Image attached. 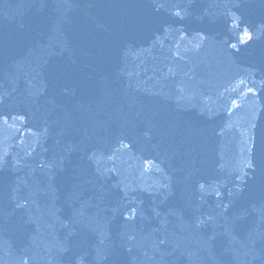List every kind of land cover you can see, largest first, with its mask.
<instances>
[{
  "label": "water",
  "instance_id": "obj_1",
  "mask_svg": "<svg viewBox=\"0 0 264 264\" xmlns=\"http://www.w3.org/2000/svg\"><path fill=\"white\" fill-rule=\"evenodd\" d=\"M153 1L157 0L127 1L130 6H134L133 14L128 3L123 0H0V52L3 49L2 44L11 42L9 52L0 55V74L21 67L26 68L39 51L52 56L56 67H59L56 62L59 58L57 53L62 50L67 51L63 57L69 56L76 60L82 59L85 49H89V53L97 58L105 53H115V50L124 44L125 39L115 31L117 20L110 16L118 8L119 21L125 22L128 18L133 21V16L140 10L141 19L148 15V22L153 19L156 24L166 21L167 25L169 19H175V23L185 20L194 31V39H203L209 32L216 33L211 23L213 15L207 17L211 13V4L218 3L215 14L236 10V7L243 5V0H233L236 3L228 5L221 4L222 0H203L189 6L181 0H165L170 2L169 5L161 2L160 8L156 7L157 2ZM250 5L260 9L263 7L258 0H251ZM197 13L204 23L198 20ZM163 15L165 19L162 18ZM225 17L223 16L225 20H230ZM135 23H138V20ZM50 24L53 26H49ZM106 46L110 47L107 51L98 49ZM170 46L171 43L163 47ZM231 50L233 47H229V51ZM120 54L123 55L124 52ZM130 54L134 56L132 49ZM252 56L254 62L264 59V55L259 52L253 53ZM232 57L229 55L225 59ZM238 61L243 63L244 59L236 53L233 62L236 70L239 68ZM245 63L247 60L244 61V66ZM32 66L36 67V64L32 63ZM125 67L127 70L131 69V66ZM172 68L171 65L164 71L169 72ZM241 70L243 73V68ZM220 73L217 75L220 76ZM33 75L39 82H44L40 70L36 69ZM4 76L0 79H9L8 74ZM85 76L90 81L86 74ZM111 76L113 72L108 78ZM10 80L7 83H10ZM12 82L17 84L15 76H12ZM140 85L147 90L143 96H138L141 103L127 98L122 105L116 106L113 103L107 108L102 104L96 107L100 108L99 116H107L101 125L114 117L118 124L117 130L113 126L110 127L109 131L114 137L112 139L108 128L89 126L83 136V141L87 143L76 155L77 163L81 160L89 161L102 152L108 157L113 155L111 158L128 156L131 153L130 145L117 150L120 143L118 140L126 137L128 133L118 130L124 128L134 134L140 133L137 127L139 122L147 120L146 129L156 132L152 125L154 122L163 126L171 118L162 111L156 116L153 115L162 100L158 98L157 92L146 87L144 82ZM207 90L206 87L202 88V91ZM179 92L183 97L190 94V91L184 88ZM234 101L236 104H242L244 98L237 94ZM203 105H206L205 102H194L190 106L192 111H188L187 116L195 123L197 132L202 136L209 130V125L205 122L207 116H204L205 113H196L195 110ZM149 107L153 110L148 111ZM108 112L112 113L111 116ZM249 113L251 116L253 111ZM73 114L75 120L79 117L86 119L80 109ZM233 114L235 109L227 115L225 123L231 124L229 127L226 125L224 131L230 129L233 131L231 135L236 133L241 139H249L247 146L252 155L242 156L234 153L241 147V142L237 140L227 143L225 153H215L210 146L204 150L207 144L194 146L190 154L191 159L184 163L185 169L192 173L189 178L186 177V183L182 185L180 182L178 185L167 187L166 172L153 174L150 169L149 182L138 179L136 187L133 184L134 192L129 199L132 196L134 199L131 201L126 200V192L120 183V177L126 178L123 171L126 167H122L123 173L120 172L119 176H112L117 173L119 165L115 166L113 173L109 174L106 180L108 185L111 183L114 187L113 191L111 187L108 189L112 191L109 194L110 200L98 201L95 205L93 203L81 216L77 211L79 208L74 207V204L78 203L79 193L77 190L73 193L71 189L72 183L77 180L76 177H70L67 183L60 185L58 180V186L52 185L54 189L51 193L57 188L55 198L50 200V194L46 192L37 193L36 200L33 190L29 189L33 180L29 176L27 189H23L26 198H22L20 203L14 200L0 201V225L5 220L6 228L15 227L17 231H21V235H15L13 243L4 244L0 241V264H264V113L251 116L255 129L258 130V135L253 139H250L253 128L241 121L246 118L247 112H241L237 121H234L237 116L233 118ZM9 116L17 118L18 122L26 119L29 124L35 125L39 120L46 119L30 108L24 96L18 98L13 91L9 95L0 87V125ZM210 117L213 124L219 123L218 115L210 114ZM46 123L51 122L47 120ZM24 124L28 125L26 122ZM226 138L227 136L220 137L214 143ZM95 140L97 142L92 143ZM7 145L0 142V150H5ZM70 147L75 149L72 142ZM181 148L185 149V146L182 145ZM196 152H199V156H196ZM228 152L230 156L226 159ZM61 156L63 152L59 156L63 159ZM135 157L120 158L116 164L131 162ZM151 158L155 169L161 166V157L152 155ZM0 160L6 171L14 170L18 166L17 160L5 152L0 153ZM196 160L199 162L195 163ZM199 165L203 166L207 173L211 172L205 184L200 179H195ZM235 166L239 167L241 178L235 180L234 186L230 181V186H225L221 180L222 174L226 172L229 177H234L232 168ZM56 170L52 167L45 174L40 182L41 187L49 186ZM87 174L100 180L96 171L88 170ZM202 176L201 170L199 178ZM189 193H192L191 197ZM135 200L136 203H133ZM93 217H100L108 227L92 228V234L88 236L76 231L81 221ZM62 220L66 226L53 230V221ZM54 234L59 236L62 243H56ZM118 235L122 239L121 242ZM177 238L180 243L172 244Z\"/></svg>",
  "mask_w": 264,
  "mask_h": 264
}]
</instances>
